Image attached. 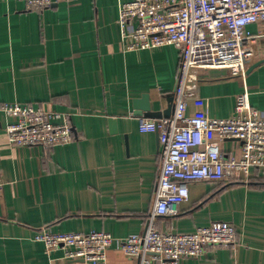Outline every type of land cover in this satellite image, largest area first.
<instances>
[{"label":"crops","instance_id":"1","mask_svg":"<svg viewBox=\"0 0 264 264\" xmlns=\"http://www.w3.org/2000/svg\"><path fill=\"white\" fill-rule=\"evenodd\" d=\"M128 1L52 0L43 12L0 1V107L69 113L74 136L50 151L12 147L0 111V264H84L63 259L60 250L47 256L34 241L44 227L115 238L145 231L161 159L158 134L139 131L132 101L147 94L151 112L171 105L179 51H126L119 8ZM247 29L254 36L242 45L245 71L264 60L260 28ZM199 80L188 117H232L244 93L264 111V62L243 77L212 69ZM219 148L224 157L240 156L237 141ZM188 190V200L156 219V229L185 233L223 221L234 226L236 240L182 264H264V169L251 170L247 181L238 174L236 181L193 182ZM104 264L139 263L112 247Z\"/></svg>","mask_w":264,"mask_h":264},{"label":"built area","instance_id":"2","mask_svg":"<svg viewBox=\"0 0 264 264\" xmlns=\"http://www.w3.org/2000/svg\"><path fill=\"white\" fill-rule=\"evenodd\" d=\"M12 1L23 2L26 10L36 12L52 4V0ZM119 23L126 51L167 45L179 51L171 117L137 119L141 133L158 134L161 159L145 231L115 238L104 231L56 233L44 227L34 241L43 244L47 256L60 250L63 259L84 264H104L106 251L112 247L139 264L201 259L209 247L235 244L232 224L215 221L191 232L172 233L157 230L154 223L188 200L190 183L236 181L238 174L247 181L251 170L264 169V111L252 107L246 93L237 98L229 118L188 117L185 113L187 102L197 95L201 72L219 69L231 77L245 75L242 45L254 36L247 29L250 25H257L264 37V0H130L120 5ZM0 111L12 147L50 151L74 140L69 113L17 103L3 104ZM227 140L239 143L238 158L222 155L219 143Z\"/></svg>","mask_w":264,"mask_h":264},{"label":"water","instance_id":"3","mask_svg":"<svg viewBox=\"0 0 264 264\" xmlns=\"http://www.w3.org/2000/svg\"><path fill=\"white\" fill-rule=\"evenodd\" d=\"M262 62H264V60L258 61L256 63H254L253 65H251L245 71V74H249L255 67H257ZM132 107H133L134 110H136L135 115L139 116V117L143 116L145 118H152L154 120H158V119H161V118H169V117H171V115L173 113L174 98L172 97L171 105L168 106V108L165 111H163V112H151L150 111L149 97H148L147 94H143V95H141L140 98L134 99L132 101ZM114 131H115L114 127H111V132H114Z\"/></svg>","mask_w":264,"mask_h":264}]
</instances>
